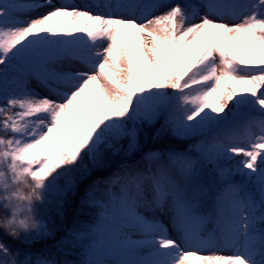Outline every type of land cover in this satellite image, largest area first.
<instances>
[{
	"label": "snow or ice",
	"instance_id": "1",
	"mask_svg": "<svg viewBox=\"0 0 264 264\" xmlns=\"http://www.w3.org/2000/svg\"><path fill=\"white\" fill-rule=\"evenodd\" d=\"M0 66V264L82 185L83 264H264V0H0Z\"/></svg>",
	"mask_w": 264,
	"mask_h": 264
},
{
	"label": "trees",
	"instance_id": "2",
	"mask_svg": "<svg viewBox=\"0 0 264 264\" xmlns=\"http://www.w3.org/2000/svg\"><path fill=\"white\" fill-rule=\"evenodd\" d=\"M2 67L0 66V68ZM157 128H159V124L146 128L145 134H142L139 138V149L136 151L128 156L118 154L113 157L103 176L115 171L121 163L140 160L142 155H146L148 152L185 151L193 143L200 142L199 136L176 137L171 134L157 135ZM122 146L127 148V142H122ZM211 171L212 169L209 167V175ZM94 178L99 182L103 177L100 174H95ZM91 182V179L87 181V183ZM85 187L86 185H82L79 191L69 193L68 197L62 199L56 207H53V202L50 198L49 204L42 206V214L48 225L49 234L27 244L17 241L14 250L19 249L21 253H27L28 257L33 260L49 258L56 261L57 264H83V261L87 259V241L83 238L74 239L73 231L75 229L83 230L89 228L98 214V210L95 207L85 206L84 204ZM103 193L104 187L101 185L99 195L102 196ZM23 258L24 256L22 255L21 259Z\"/></svg>",
	"mask_w": 264,
	"mask_h": 264
},
{
	"label": "rangeland",
	"instance_id": "3",
	"mask_svg": "<svg viewBox=\"0 0 264 264\" xmlns=\"http://www.w3.org/2000/svg\"><path fill=\"white\" fill-rule=\"evenodd\" d=\"M178 2H182V3H184V2H197V0H178ZM32 87L36 88L38 91H41L39 89L38 85L34 81L32 83ZM52 199H53L55 205L61 202V199L58 198L55 193H53ZM143 214L149 219H151L152 216L155 215L156 218L159 219L160 222L162 224H164V226L166 228H168L170 235H174L175 234L174 233V229H173L172 224H171V220H170V215L169 214L162 213V212H158V213H155V214H153L152 212H144Z\"/></svg>",
	"mask_w": 264,
	"mask_h": 264
},
{
	"label": "bare ground",
	"instance_id": "4",
	"mask_svg": "<svg viewBox=\"0 0 264 264\" xmlns=\"http://www.w3.org/2000/svg\"><path fill=\"white\" fill-rule=\"evenodd\" d=\"M76 2H81V0H76Z\"/></svg>",
	"mask_w": 264,
	"mask_h": 264
}]
</instances>
